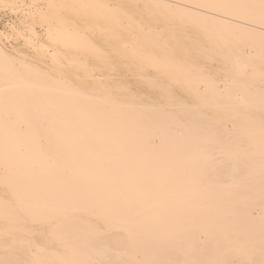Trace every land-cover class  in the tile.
<instances>
[{
	"label": "snow or ice",
	"instance_id": "obj_1",
	"mask_svg": "<svg viewBox=\"0 0 264 264\" xmlns=\"http://www.w3.org/2000/svg\"><path fill=\"white\" fill-rule=\"evenodd\" d=\"M139 7L78 0L0 4L20 20L19 25H10L8 35L0 34V39H23L29 48L43 53L45 61L40 67L0 51V231L5 237L19 239L33 257L26 261L0 259V264H117L92 257L103 244L106 228L124 232L128 242L136 245L138 233L133 227L140 229L144 223L139 202L123 194L112 195L91 177L81 179L69 167L76 158L67 143L69 128L83 143L90 139L93 128L115 126L100 98L120 108L156 111L165 121L173 122L180 135L187 134L191 140L193 184L211 185L220 178L217 153L229 160L238 158L241 172L248 174L257 145L264 184V86L257 117L247 102L221 103L228 98L217 83L219 77L201 62H230L231 52L221 38L210 34L179 52L167 42L161 45L171 29L191 31L196 27L200 10H209V14L221 11L225 16L247 17L255 22L250 10L257 6L145 4L138 30L130 31L124 20L134 22L132 9ZM258 7L264 36V0ZM37 27L46 29L47 48L40 44L42 36ZM160 47L165 51L163 57L156 51ZM49 58L51 63L46 62ZM91 61L97 62L95 66L101 73L109 69L114 72L117 61L122 62L135 72L137 84L115 74L108 82L81 77L79 73ZM145 80L150 85L147 95L140 92ZM33 88L47 93L50 103L46 108L27 106L22 113L15 106L17 98L24 89ZM64 97L84 102L66 105ZM205 110L215 114L207 118V123L190 118ZM225 119L235 130L227 139L211 130L212 122L223 123ZM121 148L125 152L135 150L132 144H122ZM45 165L62 170L65 180L60 187L37 183L38 170ZM86 217L88 232L81 228ZM127 264H264V232L259 261L249 255L238 262L134 259Z\"/></svg>",
	"mask_w": 264,
	"mask_h": 264
},
{
	"label": "bare ground",
	"instance_id": "obj_2",
	"mask_svg": "<svg viewBox=\"0 0 264 264\" xmlns=\"http://www.w3.org/2000/svg\"><path fill=\"white\" fill-rule=\"evenodd\" d=\"M0 0L2 3H59L63 0ZM87 3L138 5L132 9L135 21L124 20L130 31H137L145 4H235L256 5L251 9L255 22L247 17L225 16L223 12L200 10L201 19L191 31L173 28L165 36L164 42L179 52L183 46H191L196 39L216 36L226 42L231 52L230 62H204L207 70L219 77L217 83L225 90L228 98L221 103L251 104L259 117L262 81H264V36L259 23L261 0H78ZM10 14V15H9ZM0 34L8 35L10 25H19L18 16L11 10L0 8ZM22 15V13H21ZM42 36L40 44L48 47L46 29L37 27ZM147 39L151 40V37ZM0 51L17 55L27 63L44 66L43 53L29 48L23 39H0ZM156 51L163 57V47ZM47 63H51L49 58ZM96 61L81 71V77L108 82L115 74L136 85L134 71L117 61L115 71L101 73ZM228 72L229 75H225ZM2 83V68H0ZM150 91L148 80L140 85L141 94ZM66 105L83 103L79 98L64 97ZM103 110L109 113L114 127L93 128L90 139L81 143L69 128L67 143L76 158L69 167L81 178L91 177L112 195L123 194L139 202L143 211V227L137 232L135 246L128 242L122 231L105 229L103 244L93 253L94 259H107L117 264H127L134 259H154L159 261H196L222 259L238 262L249 255L261 259V234L264 232V184L261 180L258 145L254 163L248 174L241 172L240 160H229L216 154V165L221 175L213 184L195 185L191 176V140L180 135L171 121H165L160 114L143 108H120L104 103ZM50 103L47 93L39 88L24 89L17 98L16 108L27 106L46 108ZM205 110L193 113L192 120L208 122L214 116ZM211 130L227 139L235 131L227 119L223 123H211ZM207 131V129H206ZM122 144H132L135 150L122 151ZM62 168V166H61ZM37 183L58 188L65 180L60 169L45 165L38 170ZM85 218L81 225L88 232L90 225ZM178 221V224H177ZM2 223V222H0ZM29 260L33 257L19 239L5 237L0 231V259Z\"/></svg>",
	"mask_w": 264,
	"mask_h": 264
},
{
	"label": "rangeland",
	"instance_id": "obj_3",
	"mask_svg": "<svg viewBox=\"0 0 264 264\" xmlns=\"http://www.w3.org/2000/svg\"><path fill=\"white\" fill-rule=\"evenodd\" d=\"M17 1L20 2L19 0H17ZM17 1H16V2H17ZM9 15H10V14H9ZM5 16H6V15H4L3 17L0 16V22H2V21L5 20V19H4V18H6ZM20 40H21V39H20Z\"/></svg>",
	"mask_w": 264,
	"mask_h": 264
}]
</instances>
